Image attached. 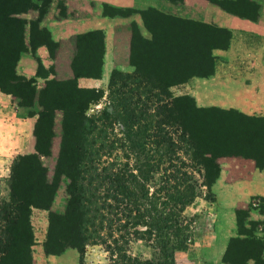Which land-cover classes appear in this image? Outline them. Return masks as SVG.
<instances>
[{
    "label": "crops",
    "instance_id": "0c3cea01",
    "mask_svg": "<svg viewBox=\"0 0 264 264\" xmlns=\"http://www.w3.org/2000/svg\"><path fill=\"white\" fill-rule=\"evenodd\" d=\"M39 27L53 46L22 53L15 69L32 81L33 98L0 90V185L8 187L17 159L36 154L39 105H47L41 92L52 81L97 93L107 91L114 71L148 78L163 62L160 57L172 64L166 68L188 69L184 63L206 55L210 71L171 91L190 96L201 108L264 117V0H54ZM55 141L56 135L53 152ZM211 192L215 201L206 206L203 229L187 251L175 253V264H227L229 244L240 238L237 212L247 208L249 222L264 221L255 204L264 199V169L253 160L224 158ZM203 206H189L185 214L199 213ZM42 261L80 264L72 248L48 256L38 251L37 264Z\"/></svg>",
    "mask_w": 264,
    "mask_h": 264
},
{
    "label": "trees",
    "instance_id": "16d2710c",
    "mask_svg": "<svg viewBox=\"0 0 264 264\" xmlns=\"http://www.w3.org/2000/svg\"><path fill=\"white\" fill-rule=\"evenodd\" d=\"M32 2L33 0H0V24L9 33L7 42L2 46L8 49L10 64V75L0 90L20 95L29 101L35 90L30 86L32 81L16 75L19 57L24 52L34 54L41 45L53 46L47 30L39 27L47 13L44 7L50 3L49 0H41L36 20L26 21L15 17ZM80 40L82 38L78 39ZM160 58H163V62L158 63L148 78L142 77V72L124 74L114 71L108 89L114 77L123 74L140 79L154 91L162 88L168 91L169 87L186 81L192 75L209 72L212 66V62L205 56V60L194 63V67L200 66L202 69L192 67L200 72L190 74L188 68L180 76H162L159 69H166L165 65L170 63L165 62L164 57ZM39 68H42L40 64L38 70ZM204 70L207 71L203 72ZM59 86H64L65 89H58ZM102 93L103 91L95 93L78 90L72 82L54 81L47 83L41 92L40 101L43 104L50 98L48 101L51 100V105L59 106L55 109L42 108L39 111L34 130L36 154L29 156L38 160L39 155H50L55 117L57 112L60 113L62 135L53 174L54 185L48 183L44 171L41 202L34 203L17 197L15 191L19 187L14 184V178L15 181L18 180L15 164L21 158L14 162L8 181V198L0 204V264L8 254V246L13 240L10 229L17 223L21 211L29 212L32 208L48 209L57 188V181L61 177L68 181L66 189L69 199L65 213L55 218L64 220L68 231L56 235L51 216L43 246L46 256L59 255L72 248L79 253V263L82 264L86 247L100 246L107 253L109 264H175V253L187 249L193 242L190 234L193 220L185 215V210L201 194H210L211 186L220 172L219 165L215 162L217 158L229 155L206 151L197 139L194 127L187 123L188 112L178 105H155L152 110L157 118L154 135H144L148 132L146 127L138 130L141 118H145L146 112L140 111L137 114L131 110L127 113L126 127L129 124L128 129L132 132H127L126 145L121 136L122 125L118 115V109H122L120 105L117 106L115 114H110L108 108L104 107L93 115H86L93 103L91 96ZM127 110V107L122 109L125 114ZM192 110L199 111L195 106H192ZM233 112L237 111L229 109L223 113ZM67 116L74 120L68 122ZM45 118L49 124V144L47 151L43 152L39 143L42 138L40 129ZM163 127H170L174 131L172 133L175 139L168 132L163 133ZM162 146L167 148L162 153L151 150L153 147ZM187 146L190 149H185ZM206 146L212 148L211 145ZM230 156L251 159L259 169H264V166H258L259 160L254 156ZM193 168H196L194 170L198 179L189 171ZM210 171L213 172L212 175ZM244 240H231L223 258L224 263L233 264L226 258L232 242ZM138 243L151 250L149 258L131 252L132 246ZM255 264H258L257 261Z\"/></svg>",
    "mask_w": 264,
    "mask_h": 264
},
{
    "label": "rangeland",
    "instance_id": "374dc122",
    "mask_svg": "<svg viewBox=\"0 0 264 264\" xmlns=\"http://www.w3.org/2000/svg\"><path fill=\"white\" fill-rule=\"evenodd\" d=\"M54 0H49V4L45 6L46 12L50 7V4ZM59 1V0H58ZM14 4V3H13ZM12 6V3L10 4ZM41 5V0H33L31 4L26 6L23 11L17 15L16 18L26 21H34L38 18V10ZM46 15V14H45ZM44 15V16H45ZM43 19V18H42ZM28 26H26L27 28ZM9 33H7L3 26L0 24V89H2L7 81V77L10 75V64L9 56L7 55L8 49L2 45L7 42ZM195 49V48H191ZM206 55H203L204 58ZM196 62H188L187 64L191 67L188 72L190 74L200 72L196 69H192ZM161 65V64H160ZM168 66L172 65L166 64ZM179 64H175L174 69L169 67L159 71L163 76L184 74L186 68H178ZM38 67V66H37ZM38 69V68H37ZM41 73V69L38 70ZM204 70L203 72H206ZM176 86V85H174ZM173 87V86H172ZM162 88L160 91H154L149 88L145 83L136 77H129L127 75H117L114 77L112 85L107 91H103L101 94H93L92 105L89 106L86 115H93L97 111L108 108L110 114H115L117 106H121L122 109L127 107L126 114L122 109H118V115L121 119L122 138L127 143V132L132 130L126 127V116L131 110L136 111L139 114L140 111L146 112L145 118H141L140 126L138 130H143L142 127H146V134H156V117L152 111L155 105H178L185 108L188 112L187 120L189 125H192L197 132V139L201 141L203 148L206 151H212L213 154H228L229 156L217 158L216 164L219 165L224 158H231L233 154H247L256 157L259 162L258 166H264V117L263 116H245L238 112L223 113L224 111L215 107L201 108L195 104L193 98L190 96H177L175 91H171V88ZM58 89L64 90L65 87L59 86ZM51 102L47 100L44 103L49 104ZM40 110L42 108L55 109L59 105H39ZM72 106V105H67ZM75 106V105H73ZM192 106H195L199 111L195 112L192 110ZM44 125L40 129L41 141L39 143L40 149L43 152L47 151L49 142L48 139V120L44 119ZM66 120L72 121L74 118L67 116ZM61 114L57 112L55 117L54 135H56V146L57 151L53 152V144H51V151L49 156L39 155L38 160H34L31 156H24L21 158L19 163L15 164V175L17 174L18 180L14 184L19 189L15 191L17 197L25 200L39 203L44 193L43 176L44 171L48 177V183L54 185L53 174L59 156L60 141L62 135L61 128ZM163 133L168 132L169 135L175 139L170 127H163ZM143 132V131H142ZM143 134V133H141ZM140 134V135H141ZM53 143V142H52ZM211 145L212 148H209ZM185 149H190L188 146ZM209 149V150H208ZM154 152H164L167 150L166 147L151 148ZM146 151V148H145ZM18 162V161H17ZM28 163V167H26ZM26 167V168H24ZM29 169V170H27ZM196 168L189 169L191 173L198 179V175L195 173ZM211 175L213 172H211ZM68 181L61 177L57 181V188L55 190L53 199L48 209L32 208L29 212L21 211V215L18 218L10 232L12 233V243L8 246V254L2 260V264H37V252L44 253V243L47 239L49 230V224L52 216L54 225V232L56 235L67 233L68 229L64 220L55 218L56 216L63 215L67 208V202L69 195L66 189ZM14 185V186H15ZM20 185V186H19ZM4 185H0V204L8 198L9 189ZM215 201L212 192L210 194H201L199 198L191 206L204 205L203 208H199V213H191L186 215L191 218L193 222L190 227V234L193 238L191 245L187 249L179 252L187 251L195 242L196 236L200 234L203 229V216L206 212V206ZM261 213H264V199H257L255 201ZM238 218V233L241 239L244 241L232 242L229 252L226 258L233 264H248L257 261L258 264H264V221L263 222H249L247 220V208L240 209L237 212ZM259 239H258V238ZM131 252L134 255L143 256L149 258L151 256V250L142 247L141 244H135L132 246ZM47 262V261H46ZM44 264V261L41 262ZM82 264H109L107 259V253L100 246H88L83 255Z\"/></svg>",
    "mask_w": 264,
    "mask_h": 264
}]
</instances>
